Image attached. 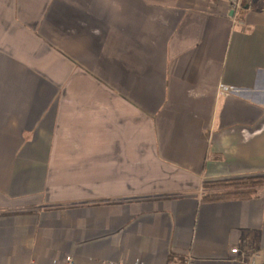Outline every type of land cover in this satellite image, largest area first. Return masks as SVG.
Masks as SVG:
<instances>
[{"label": "crops", "instance_id": "1", "mask_svg": "<svg viewBox=\"0 0 264 264\" xmlns=\"http://www.w3.org/2000/svg\"><path fill=\"white\" fill-rule=\"evenodd\" d=\"M239 1L0 0V264L264 251V186L202 201L264 176V0Z\"/></svg>", "mask_w": 264, "mask_h": 264}, {"label": "trees", "instance_id": "2", "mask_svg": "<svg viewBox=\"0 0 264 264\" xmlns=\"http://www.w3.org/2000/svg\"><path fill=\"white\" fill-rule=\"evenodd\" d=\"M264 186V176L221 179L203 184V202L246 200L257 195Z\"/></svg>", "mask_w": 264, "mask_h": 264}, {"label": "built area", "instance_id": "3", "mask_svg": "<svg viewBox=\"0 0 264 264\" xmlns=\"http://www.w3.org/2000/svg\"><path fill=\"white\" fill-rule=\"evenodd\" d=\"M235 6L237 8L241 7V4H240L239 0L238 1L236 0ZM221 89L225 93H229V92L233 91V89H231L229 87H226V86H222ZM231 253L233 255H239L240 254L239 249H236V248L232 249ZM55 264H77V263L75 262V260H74V258L72 256L68 255V256H66L64 258V260L62 262L55 263ZM90 264H95V263L91 262ZM105 264H129V263H125V262H119V263L107 262ZM184 264H196V263L192 259H188L187 261H185ZM241 264H264V251L253 253L250 257L242 259Z\"/></svg>", "mask_w": 264, "mask_h": 264}, {"label": "water", "instance_id": "4", "mask_svg": "<svg viewBox=\"0 0 264 264\" xmlns=\"http://www.w3.org/2000/svg\"><path fill=\"white\" fill-rule=\"evenodd\" d=\"M234 15V11H232V13H231V16H233Z\"/></svg>", "mask_w": 264, "mask_h": 264}, {"label": "rangeland", "instance_id": "5", "mask_svg": "<svg viewBox=\"0 0 264 264\" xmlns=\"http://www.w3.org/2000/svg\"><path fill=\"white\" fill-rule=\"evenodd\" d=\"M238 1V0H237ZM240 4H241V2H240ZM242 5V4H241Z\"/></svg>", "mask_w": 264, "mask_h": 264}]
</instances>
